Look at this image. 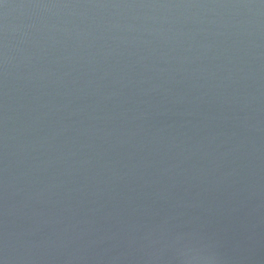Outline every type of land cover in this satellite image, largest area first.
<instances>
[{"label":"water","instance_id":"1","mask_svg":"<svg viewBox=\"0 0 264 264\" xmlns=\"http://www.w3.org/2000/svg\"><path fill=\"white\" fill-rule=\"evenodd\" d=\"M0 264H264V0H0Z\"/></svg>","mask_w":264,"mask_h":264}]
</instances>
